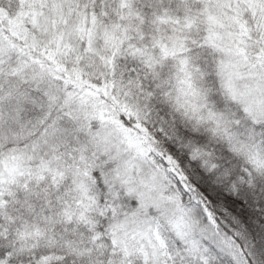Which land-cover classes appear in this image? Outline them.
<instances>
[{
	"label": "snow or ice",
	"instance_id": "1",
	"mask_svg": "<svg viewBox=\"0 0 264 264\" xmlns=\"http://www.w3.org/2000/svg\"><path fill=\"white\" fill-rule=\"evenodd\" d=\"M21 5L0 18V264H255L264 157L248 153L246 190L211 198L194 154L151 137L128 88L172 61L190 85L195 52L229 93L249 79L264 94V0Z\"/></svg>",
	"mask_w": 264,
	"mask_h": 264
},
{
	"label": "trees",
	"instance_id": "2",
	"mask_svg": "<svg viewBox=\"0 0 264 264\" xmlns=\"http://www.w3.org/2000/svg\"><path fill=\"white\" fill-rule=\"evenodd\" d=\"M21 14V0H0V18L15 21ZM191 58L198 61L199 68H190V85L178 81L176 62L172 61L154 79L132 78L128 102L143 109L148 134L162 146L171 144L181 157L186 152L194 154L209 196L223 199L229 184L234 183L237 191L246 190L244 169L252 167L248 153L257 151L264 157V94L249 91L245 87L251 83L249 79L237 81L236 93H229L210 55L194 52ZM166 136L172 139L166 142ZM186 167L191 168L192 163L186 162ZM255 195L260 196L259 189ZM217 219H223L221 213ZM246 227L255 264H264V213L249 217Z\"/></svg>",
	"mask_w": 264,
	"mask_h": 264
}]
</instances>
